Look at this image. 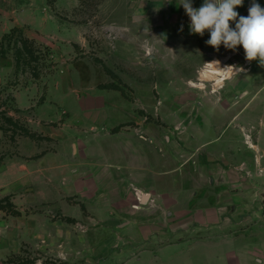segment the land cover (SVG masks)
<instances>
[{"label":"rangeland","instance_id":"374dc122","mask_svg":"<svg viewBox=\"0 0 264 264\" xmlns=\"http://www.w3.org/2000/svg\"><path fill=\"white\" fill-rule=\"evenodd\" d=\"M180 3L0 0V264L129 262L136 232L109 183L135 141L158 176L219 171L262 206L264 67L190 34Z\"/></svg>","mask_w":264,"mask_h":264},{"label":"crops","instance_id":"0c3cea01","mask_svg":"<svg viewBox=\"0 0 264 264\" xmlns=\"http://www.w3.org/2000/svg\"><path fill=\"white\" fill-rule=\"evenodd\" d=\"M130 149L129 158L122 151V161L115 162L121 176L109 183L121 224L136 232L125 264H264L263 201L260 206L243 190L219 182V171L169 169L158 176L138 141ZM93 161L89 165L98 169L115 165L109 158Z\"/></svg>","mask_w":264,"mask_h":264},{"label":"clouds","instance_id":"9594fccd","mask_svg":"<svg viewBox=\"0 0 264 264\" xmlns=\"http://www.w3.org/2000/svg\"><path fill=\"white\" fill-rule=\"evenodd\" d=\"M243 3L244 0H203V4L195 8L191 0H181L180 5L190 18V34L203 36L207 30L210 38L206 44L217 52L221 45L232 51L242 46L247 61L258 60L259 65L264 67V7L251 0L245 17L235 10ZM230 22H235L234 28L230 27ZM180 30H183V25ZM230 67L237 73L245 71L236 66Z\"/></svg>","mask_w":264,"mask_h":264},{"label":"trees","instance_id":"16d2710c","mask_svg":"<svg viewBox=\"0 0 264 264\" xmlns=\"http://www.w3.org/2000/svg\"><path fill=\"white\" fill-rule=\"evenodd\" d=\"M74 67L77 69L80 75V79L84 83H88L91 80V73H90V68L87 63L84 61H76L74 63ZM98 86L102 89H120L116 84H108V85H103L102 83H98Z\"/></svg>","mask_w":264,"mask_h":264},{"label":"bare ground","instance_id":"6f19581e","mask_svg":"<svg viewBox=\"0 0 264 264\" xmlns=\"http://www.w3.org/2000/svg\"><path fill=\"white\" fill-rule=\"evenodd\" d=\"M237 52V51H236ZM211 67L210 68H212V65H210ZM210 68L209 69H206L205 70V72L204 73H212V72H214V71H212V69L210 70ZM223 74H219L220 76H224V78H228V77H226V75L224 74V72H222Z\"/></svg>","mask_w":264,"mask_h":264},{"label":"water","instance_id":"95a60500","mask_svg":"<svg viewBox=\"0 0 264 264\" xmlns=\"http://www.w3.org/2000/svg\"><path fill=\"white\" fill-rule=\"evenodd\" d=\"M146 199H147V196H144V197H143V202H144V203H145ZM263 203H264V199H263Z\"/></svg>","mask_w":264,"mask_h":264}]
</instances>
